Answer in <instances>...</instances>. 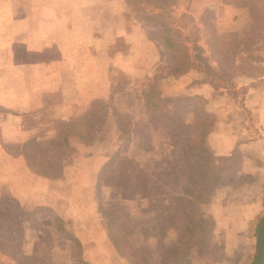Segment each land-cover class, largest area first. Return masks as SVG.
<instances>
[{"label": "rangeland", "instance_id": "rangeland-1", "mask_svg": "<svg viewBox=\"0 0 264 264\" xmlns=\"http://www.w3.org/2000/svg\"><path fill=\"white\" fill-rule=\"evenodd\" d=\"M184 7V4L174 6L172 15L178 18L181 13H185L192 18L190 20L184 17L179 20V24L184 26L181 27L182 34L190 40H196L197 44L204 49L205 55H208L209 43L222 41L229 33L242 38L253 32L248 14L242 9L237 11L227 0H191L190 9H184ZM9 10L7 6V11ZM16 12L23 15L24 10L16 9ZM131 16L135 18L134 11L131 6H128L127 17L131 18ZM22 18L18 24L21 22L30 27L31 22L26 21L25 17ZM142 25L144 26L143 23ZM17 28L13 29L11 21L0 22V71L6 68L10 61L21 60L19 58L25 56L19 49L20 38L12 37ZM143 28L146 39L156 41L159 46L151 75L132 78L133 75L124 76V72L119 70L120 81L111 86L112 94L109 100L107 98V100L95 101L92 107H89L91 103L82 102L80 111L82 115L79 114V116H84L79 132L81 136H85L87 143L94 144L91 150L95 152V155L75 158L70 150L55 147L51 131H48L46 127H39V133H33L34 136L19 132L22 126L21 118L15 117L13 110L0 109V124L6 125L9 137L18 139L22 137L24 149L30 157L27 160L31 159L34 162L32 167L35 175L58 176L61 175L62 169L56 174L53 171L59 167L65 170L72 164L80 166L81 173H79L85 180V189L78 188L84 186V182L80 186L79 183L72 182L70 196L67 199H51L50 207L55 205L57 209L52 208L58 210L56 212L64 226L81 236L82 257L87 264H129L120 256L108 237L106 221L103 212L97 208V202L102 204V209L105 211L110 212L109 209L112 207L113 215L108 217L111 222L116 219L115 216H119L117 214L119 210L131 216L127 238L130 248H137L139 252L146 254L147 264H156L158 235L149 234L156 214L148 212L146 197L136 196L124 204L117 202L115 204V191L103 187V183L113 182L111 175L105 176L106 166L111 158L118 152L125 151L135 139L142 140L141 136L132 134V129L135 127L136 130H141L145 117L156 112L144 107L145 96L144 93L142 94L148 86L154 84V76L160 77L156 79L155 84L159 88L156 106L164 112L170 109L172 96H200L203 99L202 105L186 109L179 116L178 126L181 129H179L177 141L185 138L189 130H192L191 135L198 136L201 131L208 128L205 136L198 140V148L204 146L212 155H217V150L224 148L227 151L232 150L231 154L234 153L236 156L233 160L235 166L230 167L227 171L228 175L211 190L205 192L201 198V211L209 215L211 220V247L219 252L216 259L209 258V264H250L258 250L256 224L264 216V61L257 63L255 69L243 71L242 74L232 77L229 82L212 75H204L196 70L170 80L165 79L166 68L173 63L171 55L158 40L156 30L146 26ZM3 48L11 52L3 53L1 51ZM52 85L49 82L43 84L41 88L51 91ZM44 97L45 93L39 95L38 92L33 93L32 96L33 99L37 98L36 105L45 106L48 97L45 103ZM38 111L37 118L29 122L26 128L45 126L49 124L47 122L51 118L55 119L51 116L54 113L51 108L44 110L40 108ZM149 132L146 143L149 152L142 155L134 150V155L130 157L134 161L132 163L136 165L133 168L134 174L139 172V169H143L149 174L145 176L152 178L156 174L154 163L158 157L157 152H151V150L161 145L164 151H167L170 139L152 131V128ZM229 138L232 140L229 141ZM18 147L20 143L6 144L7 151L12 153H15ZM178 166L182 167L183 162H178ZM95 168L96 173H93ZM68 172L71 173V171ZM4 173L5 171L3 175ZM19 173L21 187H18L16 181V190H20L23 195L16 199L17 204H22L26 211H32L35 203L46 200V197L32 191V186L36 185L27 180L21 171ZM99 174H102L101 187L95 186ZM87 182H92L93 186L88 185ZM12 183L13 181H6L4 185L10 187ZM182 186L170 190L168 186L160 185L162 190L159 194L160 199L166 203L179 201L183 195ZM2 189L3 185L0 181V194L7 195ZM74 196L83 197L85 204L81 203V200L71 199ZM49 223V218L43 217L38 225L40 227L32 226L31 223L24 225L26 235L20 243L23 263L30 264L36 258L50 260L53 256L52 242L50 235L47 234ZM176 234L177 228L170 226L167 230V240L173 241ZM0 264H16V262L13 258L0 253ZM194 264L202 263L197 260Z\"/></svg>", "mask_w": 264, "mask_h": 264}, {"label": "trees", "instance_id": "trees-1", "mask_svg": "<svg viewBox=\"0 0 264 264\" xmlns=\"http://www.w3.org/2000/svg\"><path fill=\"white\" fill-rule=\"evenodd\" d=\"M227 1L237 11L242 9L248 14L253 32L242 38L229 33L224 40L209 43L208 55L204 54V49L196 40H190L182 34L181 27L184 26L179 24V20L192 18L185 13H181L178 18L172 15L177 0H127V3L137 20L156 30L158 40L170 53L173 63L166 68L165 79L170 80L196 70L229 82L232 77L253 70L257 63L264 61V0ZM158 78L154 76V84L142 92L145 96L144 107L156 112L145 117L141 130L132 129V134L141 136L142 140L135 139L130 147L108 161L105 176L111 175L113 182L103 183V187L115 191V204H124L136 196L147 198L148 212L156 214L149 233L158 235L156 264H194L197 260L209 264V258L216 259L219 252L211 247V220L209 215L201 211L200 202L205 192L228 175L230 167L235 166L233 160L236 156L234 153L228 156L212 155L204 146L198 148V140L205 136L208 128L198 136L191 135L192 130H189L186 137L178 142L181 129L178 126L179 116L186 109L202 105L203 99L198 95L172 96L170 109L164 112L156 106L159 88L155 84ZM151 128L170 139L167 151L161 145L151 150L157 152L158 157L154 163L156 174L152 178L145 176L148 173L143 169L134 174L136 165L130 157L134 155V150L142 155L149 152L146 143ZM180 161L183 162L182 167L178 166ZM101 175H97L95 186L101 187ZM160 185L168 186L170 190L183 185V195L177 202L166 203L159 197L162 191ZM17 203L16 198L0 194L1 254L13 258L16 264H25L20 251L21 240L26 235L24 225L31 223L32 226L40 227V220L48 217L50 223L47 224V234L52 242L53 256L50 260L36 258L30 264H87L82 257L80 241L55 213L43 207L26 211ZM97 208L103 212L108 237L120 256L129 264H147V255L137 248H130L128 243L131 216L119 210V216H115L116 219L111 222L108 217L113 215L112 207L109 209L112 214L103 210L100 202H97ZM170 226L177 228L173 241L166 237ZM255 234L258 250L250 264H264V216L256 224Z\"/></svg>", "mask_w": 264, "mask_h": 264}, {"label": "crops", "instance_id": "crops-1", "mask_svg": "<svg viewBox=\"0 0 264 264\" xmlns=\"http://www.w3.org/2000/svg\"><path fill=\"white\" fill-rule=\"evenodd\" d=\"M190 3L191 0H177L176 5L184 4V9H190ZM128 6L127 0H0V22L11 21L13 29L19 26L12 37L20 38L19 49L25 54L19 58L21 60L10 61L0 71V109L13 110V115L21 118L19 132L34 136L33 133H39V127H46L51 131L55 147L70 150L75 158L95 155L91 150L94 144L87 143L79 132L84 116H79L81 105L91 103L89 107H92L95 101L109 100L111 86L120 81L119 70L124 76L133 75L132 78L150 76L158 56L159 46L156 41L146 39L145 25L132 16L127 17ZM16 9H23V15ZM22 17L31 22L30 27L21 22L18 24ZM1 51L5 53L7 50L3 48ZM49 82L53 89L42 90L41 86ZM35 92L39 95L45 93L44 103L48 97L45 106L35 104L37 98H32ZM40 108L53 109L51 116L55 119L51 118L45 126L26 128L37 118ZM8 134L6 125L0 124V181L7 194L3 195L21 198L23 194L16 190V181L21 187V171L36 185L32 186V191L46 197V200L35 203L34 209L43 207L58 215V210L52 208L55 205L50 207L53 199H67L72 182L79 183V186L84 182V186L78 188L85 189L80 166L72 164L65 170L59 167L53 171L56 174L62 169L58 176H37L32 167L34 162L27 160L30 157L24 149L22 137L12 138ZM7 143H20V147L12 153L7 151ZM231 151L223 148L217 150V155L228 156ZM95 171L96 168L92 172ZM6 181L13 183L9 187L4 185ZM88 185L93 186L92 182ZM72 198L85 204L83 197ZM73 233L82 243L81 236L74 230Z\"/></svg>", "mask_w": 264, "mask_h": 264}]
</instances>
